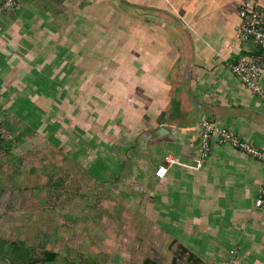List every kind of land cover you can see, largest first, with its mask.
<instances>
[{"label": "crops", "instance_id": "obj_1", "mask_svg": "<svg viewBox=\"0 0 264 264\" xmlns=\"http://www.w3.org/2000/svg\"><path fill=\"white\" fill-rule=\"evenodd\" d=\"M246 3L264 7V0H18L0 12L4 100L19 101L28 89L29 103L44 102L47 139L76 158L98 193L109 192L111 206H124L132 232L141 226L146 246L166 254L184 247L198 264L224 261L233 249L237 264H264V206H256L264 164L213 136L204 165L192 167L203 119L264 146V103L227 64L264 53L240 36ZM115 22L124 30L108 27Z\"/></svg>", "mask_w": 264, "mask_h": 264}, {"label": "rangeland", "instance_id": "obj_2", "mask_svg": "<svg viewBox=\"0 0 264 264\" xmlns=\"http://www.w3.org/2000/svg\"><path fill=\"white\" fill-rule=\"evenodd\" d=\"M108 27L124 30L118 22ZM87 50L88 64L94 56ZM28 91L9 103L0 94V264H41L47 250L56 253L52 264H142L151 256L164 264L174 256L176 264H198L179 248L166 254L157 244L146 246L141 226L132 232L124 206H111L109 192L98 193L93 176L53 135L47 139L45 104L29 103L23 97L34 94Z\"/></svg>", "mask_w": 264, "mask_h": 264}, {"label": "built area", "instance_id": "obj_3", "mask_svg": "<svg viewBox=\"0 0 264 264\" xmlns=\"http://www.w3.org/2000/svg\"><path fill=\"white\" fill-rule=\"evenodd\" d=\"M17 2L18 0H0V12L16 6ZM239 16L241 38L245 41L252 40L261 49H264V7L258 3L243 4ZM227 64L231 72L264 103V53L255 54L248 59H238ZM200 131L201 151L199 158L192 166L194 169H200L206 162L211 152V139L213 136H216L219 142L230 144L235 149L247 153L264 164V146H258L242 139L239 135L221 126L216 120L203 119L200 122ZM174 161L172 158L168 159L169 163ZM167 170L165 165L159 166L155 171V177L164 178ZM256 206H264V187H262L256 199ZM237 259V250L233 249L226 260L211 264H237Z\"/></svg>", "mask_w": 264, "mask_h": 264}, {"label": "trees", "instance_id": "obj_4", "mask_svg": "<svg viewBox=\"0 0 264 264\" xmlns=\"http://www.w3.org/2000/svg\"><path fill=\"white\" fill-rule=\"evenodd\" d=\"M181 251L187 252V249L184 247H179ZM188 255L190 257H193L192 253L188 252ZM56 257V253L54 251L47 250L44 252V257L42 259L41 264H52V260ZM28 264H34L33 262L29 261ZM142 264H160L154 261L153 259L146 257ZM171 264H176V257H173L172 263Z\"/></svg>", "mask_w": 264, "mask_h": 264}]
</instances>
